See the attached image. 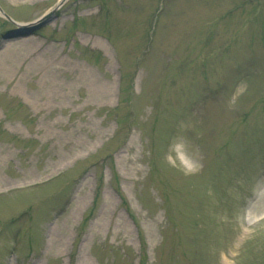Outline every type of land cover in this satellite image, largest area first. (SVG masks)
Returning <instances> with one entry per match:
<instances>
[{
  "label": "rangeland",
  "instance_id": "rangeland-1",
  "mask_svg": "<svg viewBox=\"0 0 264 264\" xmlns=\"http://www.w3.org/2000/svg\"><path fill=\"white\" fill-rule=\"evenodd\" d=\"M0 0V264H264V0Z\"/></svg>",
  "mask_w": 264,
  "mask_h": 264
},
{
  "label": "water",
  "instance_id": "water-1",
  "mask_svg": "<svg viewBox=\"0 0 264 264\" xmlns=\"http://www.w3.org/2000/svg\"><path fill=\"white\" fill-rule=\"evenodd\" d=\"M65 1L66 0H62V2L59 4V6L58 7H56L53 11H51L50 13H48L46 16H45V18H47V17H49V16H53L54 14H55V12L65 3ZM0 11L2 12V13H4L1 9H0ZM7 16V15H6Z\"/></svg>",
  "mask_w": 264,
  "mask_h": 264
}]
</instances>
